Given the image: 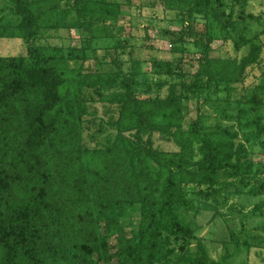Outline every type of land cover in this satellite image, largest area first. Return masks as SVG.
<instances>
[{
    "label": "trees",
    "instance_id": "trees-1",
    "mask_svg": "<svg viewBox=\"0 0 264 264\" xmlns=\"http://www.w3.org/2000/svg\"><path fill=\"white\" fill-rule=\"evenodd\" d=\"M159 3L182 24L163 34L180 55L152 59L148 77L133 49L160 17L148 5L0 1V38L27 49L0 55V264H227L241 249L211 259L191 216L195 198L227 204L225 191L252 180L248 194H264L241 134L264 133V83L240 91L263 60L246 33L260 17L253 0ZM74 29L89 35L82 46L48 43ZM104 36L113 43L99 47Z\"/></svg>",
    "mask_w": 264,
    "mask_h": 264
},
{
    "label": "rangeland",
    "instance_id": "rangeland-1",
    "mask_svg": "<svg viewBox=\"0 0 264 264\" xmlns=\"http://www.w3.org/2000/svg\"><path fill=\"white\" fill-rule=\"evenodd\" d=\"M1 1V0H0ZM136 3L148 5L145 13L148 11H157L160 15L152 24L147 22L150 26L149 34L142 37V31H138L136 35L141 37V44L138 47H134L135 53L144 59V70L149 71L148 77H152L150 70L152 59H170L173 56H177L174 52L176 48L175 44L172 45L171 41L163 36L165 35V27H171V29L179 30L182 27L181 22H178L173 15V10H167L159 3L160 0H134ZM154 1H157V6L154 5ZM65 5V1H62ZM155 7V8H154ZM161 9H160V8ZM255 14L259 15L260 20H250L247 26V35L249 37H255L257 41L264 44V0H253L252 6H250ZM124 16L129 18V14L125 13ZM144 24V23H142ZM140 24V26H143ZM162 30V32H160ZM72 41L61 38H52L48 40V43L56 45H66L67 47L73 43L74 46L80 47L83 44V40L89 37L86 31H80L78 29L72 30ZM162 33V35L160 34ZM99 47H106L113 43L112 39L108 37H100L96 39ZM215 47L219 48L221 41H216ZM26 44L19 38H0V55H18L26 54ZM103 52L100 51V54ZM215 54V52H214ZM200 56L199 52H193L186 54L185 61L183 63V69L186 72L194 73L197 71L198 60ZM263 60L261 65L253 66L248 69L247 76L245 78L244 85L240 87L241 93L246 94L247 97L264 83V50ZM89 62H87L88 64ZM92 63V61H91ZM94 66V65H93ZM250 129L243 130V140L250 144V155L253 159V165L250 175L258 172V177L264 179V133L260 134L258 131L253 130V134L249 135ZM252 133V132H251ZM165 150L175 149L173 142L162 140L158 137L157 143ZM252 184L246 187L233 186L228 191L224 192L229 198L227 204L211 203L206 200H200L195 198V206L198 208L196 213L191 216L196 220V224L200 225L204 229L200 232V236L205 241L209 255L211 259L219 260L227 252H233L236 244H241V249L235 256L229 259L227 264H264V227L262 222L264 221V210L259 214L253 213V208L256 204L264 201V194L251 195L248 194L254 186L257 185L255 180H252ZM248 213L249 217L243 220V215ZM138 216V214H136ZM188 216V214H187ZM244 221V222H243ZM232 232L235 233L233 236ZM239 236V242H236L235 238ZM235 237V238H234ZM237 239V238H236ZM244 242L252 245L248 250L244 246ZM176 243L175 246H179ZM194 243L191 248L195 247ZM178 252H182L181 249H177ZM109 264H118L117 260L112 261Z\"/></svg>",
    "mask_w": 264,
    "mask_h": 264
}]
</instances>
